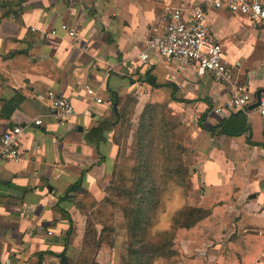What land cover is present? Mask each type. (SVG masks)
Masks as SVG:
<instances>
[{
    "label": "crops",
    "instance_id": "0c3cea01",
    "mask_svg": "<svg viewBox=\"0 0 264 264\" xmlns=\"http://www.w3.org/2000/svg\"><path fill=\"white\" fill-rule=\"evenodd\" d=\"M203 3L0 0V134L31 123L22 158L0 165V264H62L58 255L65 249L74 258L81 242L79 203L85 195L105 197L118 160L121 121L115 129L105 121L123 113L128 99L135 101L134 124L151 99L166 103L171 115L179 108L171 117L180 123L185 163L193 170L189 201L220 213L214 237L185 241L184 250L212 263L222 243L249 229L264 244V118L251 109L256 101L248 114L228 110L229 86L199 74L195 63L183 68L155 52L146 63L139 59L147 40L164 32L165 4L192 10ZM206 16L236 81L257 100L258 90L264 94V26L253 28L248 16L227 8H208ZM87 86L105 102H94ZM49 90L73 106L66 124L52 115ZM218 107L223 110L216 113ZM37 119L42 123L34 124ZM57 205L72 223L54 211ZM263 249L246 264H264Z\"/></svg>",
    "mask_w": 264,
    "mask_h": 264
},
{
    "label": "trees",
    "instance_id": "16d2710c",
    "mask_svg": "<svg viewBox=\"0 0 264 264\" xmlns=\"http://www.w3.org/2000/svg\"><path fill=\"white\" fill-rule=\"evenodd\" d=\"M149 79L161 87L151 76ZM113 99L118 104L119 100ZM134 103L128 99L123 113L117 111L114 120L105 121L112 129L121 121L125 147L121 154L123 164L115 165L116 180L112 185L124 201L128 246L122 263L200 264L203 258L198 253L186 252L184 243L213 238L220 213L189 203L193 170L185 163L187 147L179 136L180 123L171 117L167 104L151 99L134 124L131 121ZM131 130L134 133L128 154L126 144ZM176 197L180 199L179 204L169 210L168 202ZM54 211L61 212L72 223L69 212L60 205ZM71 230L72 226L67 236ZM263 245L255 230L235 234L220 245L219 255L211 264H246L257 256ZM65 251L58 257L62 264H70Z\"/></svg>",
    "mask_w": 264,
    "mask_h": 264
},
{
    "label": "built area",
    "instance_id": "2783aa9c",
    "mask_svg": "<svg viewBox=\"0 0 264 264\" xmlns=\"http://www.w3.org/2000/svg\"><path fill=\"white\" fill-rule=\"evenodd\" d=\"M208 8H227L232 13L248 16L253 28L264 26V0H204L203 5L192 10L165 4L161 14L164 32L147 40L146 49L140 53L139 59L146 63L151 57L150 54L155 52L166 60H178L183 68L195 63L199 74H210L215 80L229 86L231 96L225 104L226 109L241 110L248 114L249 105L256 101L255 96L247 85L236 81L234 70L226 59L222 44L213 38L206 16ZM63 28L71 36L76 35L75 30L68 26L64 25ZM85 89L94 102L98 104L105 102L98 89L90 86ZM47 98L52 115L62 124H66L74 115L70 101L55 90H49ZM255 109L264 118V94L261 95L260 104ZM222 110L223 108L218 107L215 112L219 113ZM41 121L37 119L34 124L39 125ZM30 126L31 123L14 125L0 134V165L22 158L21 140Z\"/></svg>",
    "mask_w": 264,
    "mask_h": 264
},
{
    "label": "rangeland",
    "instance_id": "374dc122",
    "mask_svg": "<svg viewBox=\"0 0 264 264\" xmlns=\"http://www.w3.org/2000/svg\"><path fill=\"white\" fill-rule=\"evenodd\" d=\"M172 111L173 113L176 111L174 113L177 114L176 117L181 113L177 107L172 109ZM174 114L172 115L174 116ZM121 130L122 124H120L115 136V141L118 145V160L116 165L123 164L124 161L121 156L125 149L123 132ZM131 144L128 145V142L126 144V153L128 154H130ZM115 180L116 177L113 174L103 199L95 200L90 195H85L81 199L79 204L81 214L83 215L80 230L81 242L70 264H90L91 262L98 264H123L122 258L127 253L128 235L125 219L123 218L122 205L124 201L120 199L112 186ZM179 202L180 199L178 197L172 199V202H168V209L171 210ZM201 257L203 261L200 264H211V260L207 256Z\"/></svg>",
    "mask_w": 264,
    "mask_h": 264
},
{
    "label": "water",
    "instance_id": "95a60500",
    "mask_svg": "<svg viewBox=\"0 0 264 264\" xmlns=\"http://www.w3.org/2000/svg\"><path fill=\"white\" fill-rule=\"evenodd\" d=\"M261 95H262V91H261V90H258V91L256 92V98H257V100H256V102H254V103L252 104L251 109L257 107V106L260 104V98H261Z\"/></svg>",
    "mask_w": 264,
    "mask_h": 264
}]
</instances>
